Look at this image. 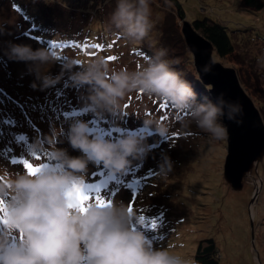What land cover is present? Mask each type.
<instances>
[{
  "label": "rangeland",
  "instance_id": "374dc122",
  "mask_svg": "<svg viewBox=\"0 0 264 264\" xmlns=\"http://www.w3.org/2000/svg\"><path fill=\"white\" fill-rule=\"evenodd\" d=\"M178 1L188 21L207 13L226 25L235 52L226 58L212 53V58L226 66L236 65L237 76L242 72L240 77L249 80L248 84L240 83L264 122V6L251 9L242 0ZM116 3L117 0H95L88 5L91 19L101 22L105 32L120 33L115 42L111 40V47L122 50L121 54L113 59L99 52L86 58L78 55L84 64L102 58L109 74L124 67L132 71L146 64L138 56H129L130 45L122 40L123 29L114 28L110 22ZM149 5L153 26L141 45H150L159 37L163 14L173 4L169 0H149ZM181 24L179 19L180 28ZM24 28L20 13L9 0H0V185L28 172L26 167L60 171V162L52 157L54 149L64 150L69 157L83 158L85 154L68 142L73 123H85L89 139L115 142L135 137L142 150L127 158L122 171L113 172L102 162L88 161L82 172L75 173L83 183L73 193L74 203L86 196L84 207L89 202L98 203L97 199L103 204L124 205L133 230L143 233L153 248L166 249L187 264H196L193 255L197 241L206 236L216 239L221 264H264V155L243 177L241 188L234 189L223 174L227 139L215 140L168 102L131 92L121 101V110L114 113L90 107L89 87L75 84L70 78L74 66L62 71L75 53L73 48L65 52L66 60L51 58L41 66L45 74L59 76L54 84L42 88L32 62L8 55L11 45L42 49L23 34ZM105 32L102 29V34ZM145 120L153 123L145 124ZM220 122L224 125L222 117ZM157 125L166 131L160 133ZM165 155L172 162L166 179L159 172ZM8 199L6 192L0 197V234L4 232ZM8 239L15 243L23 236L9 233Z\"/></svg>",
  "mask_w": 264,
  "mask_h": 264
},
{
  "label": "clouds",
  "instance_id": "9594fccd",
  "mask_svg": "<svg viewBox=\"0 0 264 264\" xmlns=\"http://www.w3.org/2000/svg\"><path fill=\"white\" fill-rule=\"evenodd\" d=\"M149 0H117L110 22L123 29V36L136 40L146 37L152 28ZM10 58L32 62L40 86L54 84L53 78L41 70L51 57L43 49L32 50L27 45H11ZM166 49H159L145 66L129 71L106 72L102 58L85 64L69 60L64 69L74 65L80 69L71 73L75 84L89 87L90 107L110 112L121 110L126 94L140 92L168 102L175 110L186 113L196 126L215 140L227 136L220 122L224 117L236 120L242 114L237 102L225 100L223 94L215 101H198L191 85L163 59ZM37 86L35 83L32 85ZM153 123L145 120V124ZM158 126V131L166 130ZM68 142L84 157H69L64 150L54 149L52 157L61 164L60 171L39 168L34 174H17L0 185V197L9 199L4 209V232L0 234V264H187V261L163 248H153L140 231L133 230L130 213L124 205L89 202L83 211L73 202V193L81 188L82 172L88 161H99L113 172L122 171L128 157L142 149L135 137L115 142L93 137L89 139L87 125L76 122L68 130ZM39 147V145H37ZM172 162L166 155L159 164L161 178L166 179ZM23 239L11 243L8 234Z\"/></svg>",
  "mask_w": 264,
  "mask_h": 264
},
{
  "label": "trees",
  "instance_id": "16d2710c",
  "mask_svg": "<svg viewBox=\"0 0 264 264\" xmlns=\"http://www.w3.org/2000/svg\"><path fill=\"white\" fill-rule=\"evenodd\" d=\"M92 1L95 0H9V3L20 13L25 26L22 32L33 44L47 51L51 58L62 61L66 60L65 52L73 48L75 53L68 60L84 64V61L78 58L79 54L86 58L99 52L105 58H115L122 51L116 46L111 47V40L115 42L120 33L115 34L113 30L105 32V26L101 25V22L97 23L91 19L88 4ZM169 1L173 5L164 12L158 26L159 37L150 41V45H141L140 42L144 41L145 37L136 41L122 37L123 42L130 45L128 54L148 61L149 58L154 57L157 50L166 49L167 55L163 59L191 85L197 100L202 102L207 98L213 101L209 93L210 85L201 81L178 25L179 19H186L185 11L178 0ZM242 3L255 10H260L264 6L263 0H242ZM203 14L205 16L192 19L190 23L197 32L211 42L213 55L226 58L233 54L235 46L232 35L226 30V25L210 18L207 13ZM102 29L105 34H102ZM99 31L103 39L99 38ZM80 67L81 65H74L75 72ZM241 73L238 74L240 82L248 84L249 80L240 77ZM113 128L116 130V126ZM193 259L196 264H221V251L216 239L212 236L199 239Z\"/></svg>",
  "mask_w": 264,
  "mask_h": 264
},
{
  "label": "water",
  "instance_id": "95a60500",
  "mask_svg": "<svg viewBox=\"0 0 264 264\" xmlns=\"http://www.w3.org/2000/svg\"><path fill=\"white\" fill-rule=\"evenodd\" d=\"M181 33L201 81L209 87L213 99L223 94L225 100L237 102L242 114L236 120L222 117L227 129V154L223 174L234 189H240L243 177L264 155V122L259 109L245 91L232 66L212 58L213 45L182 18ZM252 225V223H251Z\"/></svg>",
  "mask_w": 264,
  "mask_h": 264
},
{
  "label": "snow or ice",
  "instance_id": "6c2138e0",
  "mask_svg": "<svg viewBox=\"0 0 264 264\" xmlns=\"http://www.w3.org/2000/svg\"><path fill=\"white\" fill-rule=\"evenodd\" d=\"M110 59H113V58H110ZM26 168L28 169L29 174H34L38 170V169H32L31 167H26ZM85 200H87L86 196H80L79 201L77 203H75V205L79 208L80 211L84 210V201ZM97 202L100 203L101 205H103V202L100 201L99 199H97ZM2 203L3 202L0 201V204H2Z\"/></svg>",
  "mask_w": 264,
  "mask_h": 264
},
{
  "label": "bare ground",
  "instance_id": "6f19581e",
  "mask_svg": "<svg viewBox=\"0 0 264 264\" xmlns=\"http://www.w3.org/2000/svg\"><path fill=\"white\" fill-rule=\"evenodd\" d=\"M260 162V161H259ZM258 167H259V164H258ZM262 181H263V179H262ZM259 187V183L257 182V188Z\"/></svg>",
  "mask_w": 264,
  "mask_h": 264
}]
</instances>
